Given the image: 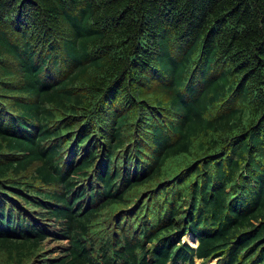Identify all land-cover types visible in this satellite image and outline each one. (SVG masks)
<instances>
[{"label":"trees","instance_id":"trees-1","mask_svg":"<svg viewBox=\"0 0 264 264\" xmlns=\"http://www.w3.org/2000/svg\"><path fill=\"white\" fill-rule=\"evenodd\" d=\"M209 257L264 264V0H0V264Z\"/></svg>","mask_w":264,"mask_h":264},{"label":"bare ground","instance_id":"bare-ground-1","mask_svg":"<svg viewBox=\"0 0 264 264\" xmlns=\"http://www.w3.org/2000/svg\"><path fill=\"white\" fill-rule=\"evenodd\" d=\"M183 238L187 239L191 244H194L195 239L189 240L190 239V234L186 233L185 236H183ZM203 264H215V261L212 258L207 259Z\"/></svg>","mask_w":264,"mask_h":264},{"label":"water","instance_id":"water-1","mask_svg":"<svg viewBox=\"0 0 264 264\" xmlns=\"http://www.w3.org/2000/svg\"><path fill=\"white\" fill-rule=\"evenodd\" d=\"M193 239V237L192 236H190V239L189 240H192ZM195 239V238H194ZM184 241H186L190 246H195V244H196V240H195V242H194V244H191L186 238L184 239ZM209 258H211V257H209ZM208 258V259H209ZM213 259V258H212Z\"/></svg>","mask_w":264,"mask_h":264},{"label":"rangeland","instance_id":"rangeland-1","mask_svg":"<svg viewBox=\"0 0 264 264\" xmlns=\"http://www.w3.org/2000/svg\"><path fill=\"white\" fill-rule=\"evenodd\" d=\"M192 264H199V259L193 260V263Z\"/></svg>","mask_w":264,"mask_h":264},{"label":"clouds","instance_id":"clouds-1","mask_svg":"<svg viewBox=\"0 0 264 264\" xmlns=\"http://www.w3.org/2000/svg\"><path fill=\"white\" fill-rule=\"evenodd\" d=\"M183 240H184V238H183Z\"/></svg>","mask_w":264,"mask_h":264}]
</instances>
